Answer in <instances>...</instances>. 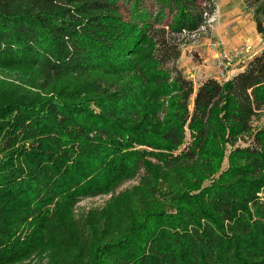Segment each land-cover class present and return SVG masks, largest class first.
<instances>
[{"label": "trees", "instance_id": "16d2710c", "mask_svg": "<svg viewBox=\"0 0 264 264\" xmlns=\"http://www.w3.org/2000/svg\"><path fill=\"white\" fill-rule=\"evenodd\" d=\"M244 3L264 35V0ZM215 10L212 0H0V70L22 80H0V264L44 237L60 244L61 264H264V126L252 125L264 49L196 89L177 67ZM151 160L174 175L156 196L165 205L125 211L121 230L104 221L84 248L61 229L55 200L71 206L141 169L155 198L168 173Z\"/></svg>", "mask_w": 264, "mask_h": 264}, {"label": "rangeland", "instance_id": "374dc122", "mask_svg": "<svg viewBox=\"0 0 264 264\" xmlns=\"http://www.w3.org/2000/svg\"><path fill=\"white\" fill-rule=\"evenodd\" d=\"M119 4L122 5V1H120ZM218 4L219 6L223 5V8H225L224 5H227L228 8L221 12V10L219 11L218 9ZM243 6V0H216L215 20L212 23L209 34L216 23V30L218 31V34H216V49L221 50L219 52L221 56L217 58V62L225 56L232 59V62H230L231 66L226 72H229L237 65L246 64L251 58L264 49V35H257L253 13ZM126 11V6L121 8L122 15H126ZM219 34L225 35L220 38L217 36ZM199 40L200 39H198V41ZM0 80L11 82L15 85H22L21 77L17 72L9 73L0 70ZM223 82L225 81H222V83ZM252 125L259 129L264 126V111L259 114L257 120L253 121ZM238 144L241 146L248 145V143L244 144L242 142ZM143 148L144 147H138L137 149ZM226 148L227 150L229 149L228 146H226ZM179 150H181V148ZM174 152L178 153L179 151L177 150ZM150 162L161 167L162 176L168 173V178L161 177V187L158 186L155 198L148 199L149 195L145 194L143 190L142 176L144 175V170L141 169L134 177L124 180L108 192L94 196L79 197L71 206L65 207L66 204H64L63 201L60 199L55 200L50 204V209L52 212L57 210L58 214L56 215L61 213L57 219L58 221L61 220V229L67 230L68 233H72L73 240L78 236V240H82L79 246L84 248L89 240L88 238H90L89 235H92L90 232L91 229L100 230L101 224L109 222V225H111V222H115L112 228L121 230L124 226V220L121 215L125 211L136 210L140 206L146 205L147 202L165 205L167 203L166 200L163 197L156 196L159 193L164 195L165 191L172 186V177L174 175L171 169L163 168L162 165L156 161L151 160ZM225 167L226 160H224L222 164V168ZM162 181H164V183ZM41 245H43L42 249L33 251L28 257L15 264H61L57 259L52 258L53 254L58 255L60 244L53 245L51 240L46 242L44 237L39 241V245L37 246Z\"/></svg>", "mask_w": 264, "mask_h": 264}, {"label": "crops", "instance_id": "0c3cea01", "mask_svg": "<svg viewBox=\"0 0 264 264\" xmlns=\"http://www.w3.org/2000/svg\"><path fill=\"white\" fill-rule=\"evenodd\" d=\"M212 1L216 6V0ZM224 7L225 8H223V5L219 6L218 4L219 11L221 10V12H223L228 8L227 5H224ZM243 7L252 11L245 6V3ZM216 31L215 23L214 28L207 38H202L199 41L184 47L180 58L177 60V67L187 79H190L193 82L195 89L207 79H214L218 82L227 81L244 69L245 64L237 65L235 68L224 74L226 77L223 79L219 78L220 69L217 67L216 62L218 60L217 58L221 56V53H219L221 50L216 49V34H218V31ZM224 35L225 34H219L217 36L222 38Z\"/></svg>", "mask_w": 264, "mask_h": 264}, {"label": "built area", "instance_id": "2783aa9c", "mask_svg": "<svg viewBox=\"0 0 264 264\" xmlns=\"http://www.w3.org/2000/svg\"><path fill=\"white\" fill-rule=\"evenodd\" d=\"M215 20V13L211 16H209L205 21V27H202L201 30L198 32L192 33L190 35L192 41L195 43L198 41V39L207 38L208 37V31H210V28L212 27V23ZM208 34V35H207ZM232 59L229 57H224L220 59L216 65L220 69L219 78L223 79L225 77V73L228 70V68L231 66Z\"/></svg>", "mask_w": 264, "mask_h": 264}]
</instances>
